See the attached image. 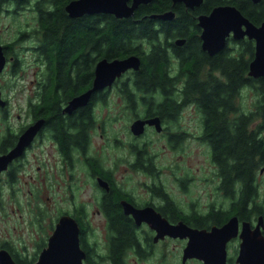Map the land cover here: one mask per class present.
Returning a JSON list of instances; mask_svg holds the SVG:
<instances>
[{
    "label": "flooded vegetation",
    "instance_id": "1",
    "mask_svg": "<svg viewBox=\"0 0 264 264\" xmlns=\"http://www.w3.org/2000/svg\"><path fill=\"white\" fill-rule=\"evenodd\" d=\"M37 1L42 6L48 7V0H26V2L22 0L19 4L17 0H0V17L12 18L21 14L27 19L23 24L19 22L17 26L13 25L15 20L9 23V26L4 25L5 29H9L10 26H15V29L7 38L0 35L3 56V65L0 69V98L4 101L0 104V157L14 150L20 140L24 142L19 152L13 154L7 162H4V165L0 162V250L6 251L15 264H32L46 246L58 218L68 214L78 223L81 247L83 248L82 237L88 245L87 252L83 248L84 263L206 264L203 258L197 256L183 258V248L188 236H173L165 232L159 234L161 229L154 225H174L184 222L187 226L210 231L213 226L220 227L235 216V232L224 243L225 255L222 264H247L246 260L248 264H264V160L255 170L254 192L244 205L246 211L243 214L235 212L239 205L236 202L210 201L201 205L198 199H182L180 194L190 193L188 183L194 180V176L186 170L178 175L172 169L174 187L169 186L161 179L164 170L159 169L155 161L157 151L152 163L154 168L144 169L136 162L137 157L132 146L147 144L148 149L153 151L150 146L152 140L145 138L149 131L157 133L163 140V144L171 150H178L188 140L196 138L208 150L212 178H217L215 187L222 195V190L217 189L220 181L217 164L212 158L209 142L203 137L205 125H186L187 122L182 121L184 109L192 106V102L186 101L185 105L180 106L174 122L164 120L159 114L136 115L131 119L132 121L138 117L157 115L160 118V130H157L154 125L145 124L142 132L135 133L131 129L130 121L122 125L127 136L129 137V133L131 135L127 142L121 139V134L119 135L117 131L111 132L108 136L106 130L111 123L101 118L95 109L98 104L109 106L111 99H114L116 104L120 101L122 110L128 109L125 94H119L114 90L117 79L133 71L128 69L110 86L94 90L85 104L70 111L65 110V106L72 97L82 91L59 100L62 133L70 137L66 138L65 145L60 142L57 133L58 123L51 117L36 112L49 76L46 55L43 52L44 42L39 40V32L42 30L36 24L34 17L37 15ZM211 1L213 3H210ZM128 3L130 4L131 1L129 0ZM171 3L177 5V8L181 7L185 13L189 12L193 17L196 26L194 29L197 31L201 49H203L200 37L202 27L199 25V16L209 14L218 5L234 4L227 0H193L191 4L183 0H171ZM168 10H171L174 15L170 19L163 20L177 17L176 10ZM2 28L0 27V32ZM177 38H184V41L177 44L175 42ZM234 39L231 34L227 36L225 46H230L229 42ZM239 39H249L254 46V39L244 36L235 40ZM185 42L186 37L176 36L173 45L184 47ZM168 52L171 58L167 64V74L170 78H174L177 81V87L181 88L182 82L189 75L182 71V58L177 51L169 46ZM95 63L96 61L93 64L89 86L93 80ZM29 67L32 70L30 77L27 78ZM204 68H206L204 64H201L200 75L203 74ZM26 81L28 82L27 91L24 92ZM21 82L24 84L22 85ZM15 91H17L16 94L24 92L23 98L20 96L12 98ZM87 107H91L93 118L91 115L89 121L84 122L87 140L85 139L84 144L81 145L78 140L77 125H79L82 110ZM97 116L103 120L97 122ZM258 120L262 119H257L254 124ZM250 130L258 133L257 137L264 140V125H250ZM97 134L103 140L100 145L103 146L102 150L112 145L117 148L126 146L128 156L132 154L133 158L118 155L113 163L109 162L100 154V146L95 139ZM123 161L130 169L126 171L129 173L127 175H123L118 169ZM207 179L205 176L201 177V180ZM87 190V198L80 197L81 192ZM115 191L119 195L114 203ZM113 206L120 210L131 225L133 237L122 247L119 262L114 259L112 250L113 242L119 236V232L112 226L107 212V209ZM50 209L56 210L53 216L49 214ZM216 211H219L217 213L220 217H209ZM94 214H98L99 222L93 221ZM199 214L204 217L198 218ZM200 219L202 221H198ZM95 225L100 226V232L95 239L90 240L87 233L92 230L90 226ZM245 239L248 240L249 253L248 256L242 257V243ZM176 242H180L178 250L175 248ZM215 253L217 259L213 261L220 263L221 247L216 248Z\"/></svg>",
    "mask_w": 264,
    "mask_h": 264
},
{
    "label": "trees",
    "instance_id": "2",
    "mask_svg": "<svg viewBox=\"0 0 264 264\" xmlns=\"http://www.w3.org/2000/svg\"><path fill=\"white\" fill-rule=\"evenodd\" d=\"M67 1L48 0V7L37 1V15L34 16L42 30L39 40L44 42L43 52L49 73L36 112L58 123L60 142L65 145L66 138L70 137L62 133L59 100L90 87L93 64L97 59L136 53L141 60L139 68L117 79L114 85L117 93L126 96L128 115L159 114L164 120L174 122L180 106L186 101L192 102L199 113L200 125H205L203 137L209 142L212 158L217 164L220 177L217 189L222 190L223 198L230 203L239 204L235 212L245 213L244 205L254 192L255 170L264 160V140L250 130V125H264V75L252 77L248 74L253 42L234 39L235 46H225L214 55L208 54L200 47L193 17L173 5L171 0H150L138 5L134 14L128 17L110 13L70 17L64 8ZM227 1L236 4L255 23L264 19V0L257 3L251 0ZM168 9L176 10L177 17L171 20L149 17ZM176 36L186 37L184 47L173 45ZM169 46L182 58V71L189 75L181 88L167 74L171 58ZM201 64L206 67L202 75L199 74ZM244 88H251L257 94L254 110L244 109L236 103ZM120 109L122 111V104ZM91 115L93 118L91 107H87L79 118L77 135L81 145L86 139L84 122L89 121ZM260 118L262 120L254 124ZM99 121L102 120L97 116ZM132 149L138 166L144 169L155 167L152 163L156 150L151 152L147 144L135 145ZM158 168L162 169L160 165ZM118 195L115 191L114 203ZM107 212L112 226L119 232L112 249L114 259L119 262L122 247L133 238L131 225L115 206ZM217 212L209 217H220ZM202 216L197 215L198 218ZM81 244L87 252L88 245L83 237Z\"/></svg>",
    "mask_w": 264,
    "mask_h": 264
},
{
    "label": "water",
    "instance_id": "3",
    "mask_svg": "<svg viewBox=\"0 0 264 264\" xmlns=\"http://www.w3.org/2000/svg\"><path fill=\"white\" fill-rule=\"evenodd\" d=\"M68 0L64 5L65 11L70 17H79L84 14L112 13L117 17H128L133 14L134 9L140 3L150 0ZM187 4L193 0H183ZM258 2L260 0H252ZM171 10L162 13H152L150 17L170 19L173 17ZM199 25L202 27L200 37L201 46L209 54L221 50L226 44V38L231 34L235 39L247 36L254 39V53L248 62V74L253 77L264 75V19L258 24L250 20L234 4H223L214 7L209 14L199 16ZM184 38H177L175 42L181 44ZM140 56L131 53L123 57L107 58L101 57L96 60L94 76L91 86L83 92L75 95L65 106V110L83 105L87 102L91 92L110 86L113 81L128 69L137 70L140 66ZM3 65V56L0 46V69ZM4 101L0 98V104ZM145 124L154 125L157 130L161 129L159 116L146 118H135L131 121V129L135 133L142 132ZM21 140L14 150L0 157L4 165L11 156L18 153L22 144ZM264 168V167H263ZM127 209V208H126ZM236 217L232 216L220 227L213 226L210 231L187 226L184 222L174 225L157 224L156 228L161 233H169L173 236L186 237L188 240L183 248V258L197 256L203 258L206 264H222L225 249V241L235 232ZM79 226L76 220L68 214L61 215L48 237L46 246L40 251L38 258L32 264H88L84 263L85 252L79 242ZM157 237V236H156ZM246 244V245H245ZM221 247V262L215 263L217 259L215 249ZM249 244L245 239L242 243L241 255L248 256ZM212 260V261H211ZM210 261V262H209ZM248 264V260H246ZM0 264H15L9 254L0 250Z\"/></svg>",
    "mask_w": 264,
    "mask_h": 264
},
{
    "label": "rangeland",
    "instance_id": "4",
    "mask_svg": "<svg viewBox=\"0 0 264 264\" xmlns=\"http://www.w3.org/2000/svg\"><path fill=\"white\" fill-rule=\"evenodd\" d=\"M14 18V19H12ZM0 17V27L2 28V31L0 32V35L3 38H7L10 33L14 31L15 26H10L9 29H5L4 25H8L9 23H13V20L16 22L13 23V25L23 24L27 19L24 15H16L14 17ZM10 21V22H9ZM229 47L235 46L232 41L229 42ZM27 78L30 77L32 68H27ZM23 85L24 82H21ZM28 85V82L26 81V85L23 89L24 92H26V86ZM17 91L14 92V95L12 98L16 96L22 97L24 92L22 94L17 93ZM12 95V94H11ZM23 98V97H22ZM257 101V94L255 91L251 88H244L240 92L239 98L236 100L237 104H240L244 109L250 110L255 109V102ZM120 101H118V104L114 102V99H111V103L109 106H100V104L96 107V112L98 115H101V118H104L105 121L108 123H111V126L109 125L106 130V134L109 136L111 132L117 131L118 134H121V139L124 142H127L128 139H130L131 135L129 133V137L127 136L126 130L122 128V125H124L126 122H130L132 117H130L126 110H119V104ZM193 106V105H192ZM192 106H188L184 109L183 114L184 118L182 119L183 122H187L186 125H200L199 120V113L197 112L196 108H193ZM103 120V119H102ZM106 122V125H107ZM194 131H197V129H193ZM100 130H98L99 132ZM147 139H151L150 146L152 147V150H156L158 152V155L155 159L156 163L162 167L161 170H164L161 174V179H163L169 186H173L172 183L173 179V173L172 169L175 171L176 174H181L183 171H187L190 175L194 176V180L188 183V188L190 193L187 195L186 193L180 194V197L182 199L192 200V199H198L200 204L210 202V201H225L227 202L228 199L223 198L221 193L216 190V179L212 178L211 173V162L209 159V154L206 146L200 142V140H197L196 138H192L191 140H188L186 143L183 144V146L178 150H171L168 146H165L163 144V140L161 137L158 136L157 133L154 131H149L146 134ZM97 140L98 145L100 146L101 143H103L102 137L97 134L95 137ZM103 146H100V154L104 156V158H107L109 162L113 163V160L116 159V156L120 155L124 158L132 159V154L130 156L127 147L117 148L113 145L110 147H106L103 150L101 149ZM126 162H121L119 165V170L122 171L123 175L129 174L128 169L126 167ZM171 167V168H170ZM207 177V180H201V177ZM87 191H82L80 197L83 199L87 198L86 193ZM56 210L50 209L49 214L50 216H53ZM52 214V215H51ZM93 221L99 222V216L98 214H94ZM51 226H49V231H51ZM92 229L90 232L87 233V236H89L90 240H93L96 238V236L99 235L100 232V226H90ZM180 247V242H176L175 248L178 250Z\"/></svg>",
    "mask_w": 264,
    "mask_h": 264
}]
</instances>
